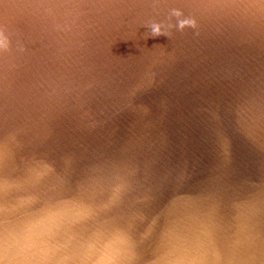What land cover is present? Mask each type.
Returning <instances> with one entry per match:
<instances>
[{
    "label": "water",
    "instance_id": "water-1",
    "mask_svg": "<svg viewBox=\"0 0 264 264\" xmlns=\"http://www.w3.org/2000/svg\"><path fill=\"white\" fill-rule=\"evenodd\" d=\"M0 188L3 264H264V0H0Z\"/></svg>",
    "mask_w": 264,
    "mask_h": 264
},
{
    "label": "snow or ice",
    "instance_id": "snow-or-ice-1",
    "mask_svg": "<svg viewBox=\"0 0 264 264\" xmlns=\"http://www.w3.org/2000/svg\"><path fill=\"white\" fill-rule=\"evenodd\" d=\"M0 200H2V188H0ZM23 230H24V228L22 229L21 232H23ZM19 234H11L9 236L5 235L4 229H3V212L0 211V264H3V247H4L5 240L7 239L9 241V243H11L15 237L19 236ZM17 252L20 255H24L25 249L18 246Z\"/></svg>",
    "mask_w": 264,
    "mask_h": 264
},
{
    "label": "clouds",
    "instance_id": "clouds-1",
    "mask_svg": "<svg viewBox=\"0 0 264 264\" xmlns=\"http://www.w3.org/2000/svg\"><path fill=\"white\" fill-rule=\"evenodd\" d=\"M192 26L195 27V22H191ZM181 27H184V25H181ZM166 33H164L160 27V25L156 24L153 25V35L155 36H159V35H164Z\"/></svg>",
    "mask_w": 264,
    "mask_h": 264
}]
</instances>
